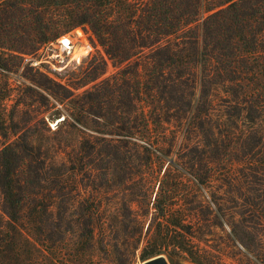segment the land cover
<instances>
[{
	"label": "trees",
	"instance_id": "16d2710c",
	"mask_svg": "<svg viewBox=\"0 0 264 264\" xmlns=\"http://www.w3.org/2000/svg\"><path fill=\"white\" fill-rule=\"evenodd\" d=\"M80 24L90 25L119 67L86 90L89 107L111 117V128L81 139L71 165L40 156L22 165L15 154L27 147L4 146L0 227L22 232L28 209L51 212L77 164L90 176L122 168L140 173L134 199L146 202L154 192L148 257L176 249L197 264H232L196 234L209 204L226 201L228 218L246 226L239 236L245 263L264 264V0H0V46L10 53ZM98 59L88 81L106 71L108 59ZM216 87L225 92L220 100ZM46 180L55 190L49 198L39 190ZM200 186L214 189L208 196ZM33 221L42 228V219Z\"/></svg>",
	"mask_w": 264,
	"mask_h": 264
},
{
	"label": "rangeland",
	"instance_id": "374dc122",
	"mask_svg": "<svg viewBox=\"0 0 264 264\" xmlns=\"http://www.w3.org/2000/svg\"><path fill=\"white\" fill-rule=\"evenodd\" d=\"M203 17L197 21L199 28ZM64 35H71L74 41L73 51L65 58L58 55L56 45ZM59 48L62 52L61 43ZM10 52L0 46V155L4 146L17 141L29 152L19 149L15 154L17 162L24 158L22 165L36 156L71 165L69 154L74 157L80 153L81 139L101 137L99 130L110 127L105 123L111 117L99 118L96 103L89 107L86 90L116 72L118 65L107 57L88 24L76 25L36 48ZM26 55L44 58L42 66L48 71L28 62ZM101 55L108 59L106 71L88 81L91 68L100 63ZM53 64L60 68H52ZM212 92L215 100L225 95L219 87ZM169 126L174 127L172 123ZM110 169L113 170L108 172L99 167L90 176L78 164L71 167L67 173L69 186L51 212L42 211L38 216L28 209L21 222L22 232L10 226L0 227V264H143L150 258L149 238L157 231L156 225L149 227L154 192L144 199L149 202L148 208L143 196L134 199L142 190L140 173ZM128 176L131 180L126 181ZM89 178L95 179L96 184L90 183ZM44 184L39 190L44 198H49L55 190L48 187L47 180ZM211 189L214 187L200 186V193L210 196ZM150 191L149 188L147 192ZM209 207L200 214L196 226L201 244L226 262L246 264L247 250L239 239L246 228L243 221L228 218L226 201L220 205L212 201ZM2 217L7 215L0 185ZM34 218L42 219V228L34 223ZM90 228L93 231L89 236ZM166 255L170 264H197L180 250L173 249Z\"/></svg>",
	"mask_w": 264,
	"mask_h": 264
},
{
	"label": "built area",
	"instance_id": "2783aa9c",
	"mask_svg": "<svg viewBox=\"0 0 264 264\" xmlns=\"http://www.w3.org/2000/svg\"><path fill=\"white\" fill-rule=\"evenodd\" d=\"M64 37H66V38L68 37V38H69V46H68V48H67V49H68L67 51H65V52H61V49L59 48V44H60V41H59V40L62 39V38H64ZM59 40H58V42L56 43V45L58 46V55L61 56V57H63V58H65L66 56L70 55V53L73 51V49H74V41H73L71 35H64V36H62L61 38H59ZM25 59H26L28 62H30V63H32V64L38 66L40 69H42V70H44V71H48V68L42 66V62L45 61L44 58H40V59H39V58L34 57V56H31V55H26V56H25ZM78 59H79V58H78ZM51 66H52V68H54V69L60 68V65H58V64H53V65H51Z\"/></svg>",
	"mask_w": 264,
	"mask_h": 264
},
{
	"label": "water",
	"instance_id": "95a60500",
	"mask_svg": "<svg viewBox=\"0 0 264 264\" xmlns=\"http://www.w3.org/2000/svg\"><path fill=\"white\" fill-rule=\"evenodd\" d=\"M143 264H170L165 253H160L147 258L143 261Z\"/></svg>",
	"mask_w": 264,
	"mask_h": 264
},
{
	"label": "bare ground",
	"instance_id": "6f19581e",
	"mask_svg": "<svg viewBox=\"0 0 264 264\" xmlns=\"http://www.w3.org/2000/svg\"><path fill=\"white\" fill-rule=\"evenodd\" d=\"M66 40V41H65ZM60 43L62 44V46H63V50H62V52H65V51H67L68 49V46H69V38L67 37H65V38H62L61 40H60Z\"/></svg>",
	"mask_w": 264,
	"mask_h": 264
}]
</instances>
